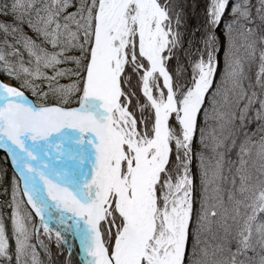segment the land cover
<instances>
[{"label":"snow or ice","instance_id":"1","mask_svg":"<svg viewBox=\"0 0 264 264\" xmlns=\"http://www.w3.org/2000/svg\"><path fill=\"white\" fill-rule=\"evenodd\" d=\"M187 7L0 0V264H264V0Z\"/></svg>","mask_w":264,"mask_h":264},{"label":"trees","instance_id":"2","mask_svg":"<svg viewBox=\"0 0 264 264\" xmlns=\"http://www.w3.org/2000/svg\"><path fill=\"white\" fill-rule=\"evenodd\" d=\"M205 2L206 0H187V4L189 5V7H187L186 11L191 20L195 21L198 14L201 17L203 16V9H204ZM0 79H5V78L3 76H0ZM3 169L7 170L5 180H10L13 173L11 172L9 168L5 154L0 151V170H3ZM2 190H3V186H0V191ZM2 199L3 197H0V200ZM53 251H54V246H53ZM73 261H74V264H80L79 256L77 254V249L73 250Z\"/></svg>","mask_w":264,"mask_h":264},{"label":"rangeland","instance_id":"3","mask_svg":"<svg viewBox=\"0 0 264 264\" xmlns=\"http://www.w3.org/2000/svg\"><path fill=\"white\" fill-rule=\"evenodd\" d=\"M27 94V93H26ZM10 159V158H9Z\"/></svg>","mask_w":264,"mask_h":264}]
</instances>
